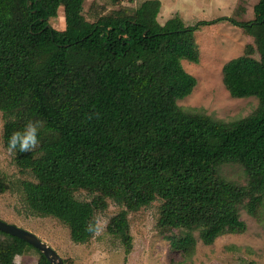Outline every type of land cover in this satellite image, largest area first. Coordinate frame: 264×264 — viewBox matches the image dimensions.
<instances>
[{"label":"trees","instance_id":"16d2710c","mask_svg":"<svg viewBox=\"0 0 264 264\" xmlns=\"http://www.w3.org/2000/svg\"><path fill=\"white\" fill-rule=\"evenodd\" d=\"M119 1V0H114ZM64 5L66 26L49 18ZM85 0H0V110L3 140L29 120H41L40 145L16 153L34 179H24L28 207L65 223L71 238L89 241V222L114 199L124 207L108 232L129 251L128 213L161 200L157 226L174 251L191 256L199 238L243 231L241 209H264V0L248 20L220 17L187 24L158 20L161 0H143L95 19ZM228 19L254 38L223 65V81L236 97L255 96L249 115L216 118L184 108L197 78L183 59L197 61L196 30ZM236 162L246 184L225 177ZM10 188L0 178V191ZM33 249L36 264H52L25 239L0 230V264ZM66 261V260H64ZM67 262V261H66Z\"/></svg>","mask_w":264,"mask_h":264},{"label":"rangeland","instance_id":"374dc122","mask_svg":"<svg viewBox=\"0 0 264 264\" xmlns=\"http://www.w3.org/2000/svg\"><path fill=\"white\" fill-rule=\"evenodd\" d=\"M143 0H85L84 13L95 19L105 13H113L124 7L134 8ZM259 0H161L158 20L180 16L187 24L220 17L239 20L255 16L254 5ZM58 29L66 26L64 5L58 14L49 18ZM199 59H183L185 69L196 76L192 92L179 99L184 108H199L224 120L236 119L251 114L258 106L255 96H233L223 81V65L233 57L245 52L246 45L254 38L243 28L228 19L206 24L196 30ZM5 117L0 110V178L10 188L0 191V218L8 223L28 229L47 241L62 256L66 264H264V209L256 217L241 209V218L246 222L243 231L223 232L213 243H204L198 232V242L191 256L185 257L174 251L166 233L157 226L161 200L130 210L128 218L133 236L129 251L119 239L108 232L110 218L124 206L108 199V207L98 214L101 228L87 242L73 241L69 227L58 218L33 212L27 205L22 182L34 179L29 170H22L15 161V154L7 152L3 140ZM222 174L240 184H246L247 173L236 162L221 167ZM37 253L29 248L16 257L18 264H36Z\"/></svg>","mask_w":264,"mask_h":264},{"label":"clouds","instance_id":"9594fccd","mask_svg":"<svg viewBox=\"0 0 264 264\" xmlns=\"http://www.w3.org/2000/svg\"><path fill=\"white\" fill-rule=\"evenodd\" d=\"M44 127L41 120H29L22 129L14 131L7 141V152L33 153L40 145V132ZM101 228L99 220L89 222L86 225V231L97 232Z\"/></svg>","mask_w":264,"mask_h":264},{"label":"water","instance_id":"95a60500","mask_svg":"<svg viewBox=\"0 0 264 264\" xmlns=\"http://www.w3.org/2000/svg\"><path fill=\"white\" fill-rule=\"evenodd\" d=\"M0 230L19 236L42 251L52 264H66L62 256L47 241L43 240L34 232L8 223L0 218Z\"/></svg>","mask_w":264,"mask_h":264}]
</instances>
